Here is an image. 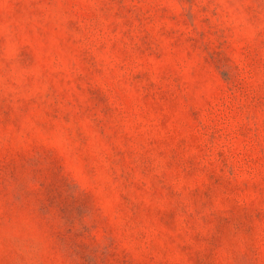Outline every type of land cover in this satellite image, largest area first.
<instances>
[{
	"label": "rangeland",
	"instance_id": "1",
	"mask_svg": "<svg viewBox=\"0 0 264 264\" xmlns=\"http://www.w3.org/2000/svg\"><path fill=\"white\" fill-rule=\"evenodd\" d=\"M0 264H264V0H0Z\"/></svg>",
	"mask_w": 264,
	"mask_h": 264
}]
</instances>
